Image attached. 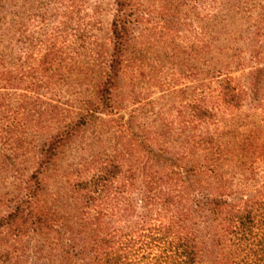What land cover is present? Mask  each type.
Instances as JSON below:
<instances>
[{"label": "trees", "instance_id": "16d2710c", "mask_svg": "<svg viewBox=\"0 0 264 264\" xmlns=\"http://www.w3.org/2000/svg\"><path fill=\"white\" fill-rule=\"evenodd\" d=\"M144 2L114 0L107 37L88 48L95 78L78 109L62 113L38 92L46 81L0 65V168L14 179L0 201V264H264V181L257 185L264 168L258 177L245 167V193L233 191L213 129L215 104L235 108L244 98L250 109L264 110V68L247 72L244 90L221 85L186 106L177 129L135 132L134 115H114L130 54L150 32ZM18 89L30 94L17 101L21 111L7 97ZM111 124L113 152L91 149L70 166L57 198L46 182L58 175V157L88 128ZM20 132L32 137L22 154L33 148L29 176L18 170Z\"/></svg>", "mask_w": 264, "mask_h": 264}, {"label": "rangeland", "instance_id": "374dc122", "mask_svg": "<svg viewBox=\"0 0 264 264\" xmlns=\"http://www.w3.org/2000/svg\"><path fill=\"white\" fill-rule=\"evenodd\" d=\"M144 3L151 7L150 32L140 38L141 43H136L130 54L129 73L122 79L120 109L114 115L124 121L134 115L135 132H152L161 125L177 129L178 116L186 106L203 95L215 94L221 85L244 90L247 72L264 68V0ZM113 14L114 0H0V65L22 71L29 81H46L48 84L38 92L43 99L60 105L62 113L78 109L90 95L95 78L87 67L91 63L89 45L104 42ZM24 93L30 95L21 89L7 95L15 109L20 110L17 101ZM215 111L213 129L224 149L221 169L233 191L245 193V175L250 174H245V167L258 177L263 173L264 110L250 109L248 101L241 98L239 107L215 104ZM114 127H90L61 153L56 161L59 176L46 182L57 198V187L65 181L60 175L70 166L89 158L91 149L95 153L113 152L117 136L111 130ZM20 135L23 148L18 170L29 176L34 166L30 159L33 148L30 154H22L31 146L32 137ZM36 138L44 139L41 135ZM7 170L0 168V201L13 191L14 179ZM93 174V170L86 172L82 180H89ZM70 179L74 181L75 175ZM260 180L257 185L264 181Z\"/></svg>", "mask_w": 264, "mask_h": 264}]
</instances>
